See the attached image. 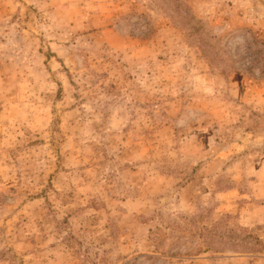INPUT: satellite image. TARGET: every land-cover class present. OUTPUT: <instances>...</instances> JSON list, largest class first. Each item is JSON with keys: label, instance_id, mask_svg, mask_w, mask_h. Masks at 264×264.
Masks as SVG:
<instances>
[{"label": "rangeland", "instance_id": "1", "mask_svg": "<svg viewBox=\"0 0 264 264\" xmlns=\"http://www.w3.org/2000/svg\"><path fill=\"white\" fill-rule=\"evenodd\" d=\"M0 264H264V0H0Z\"/></svg>", "mask_w": 264, "mask_h": 264}, {"label": "trees", "instance_id": "2", "mask_svg": "<svg viewBox=\"0 0 264 264\" xmlns=\"http://www.w3.org/2000/svg\"><path fill=\"white\" fill-rule=\"evenodd\" d=\"M221 51V50H220ZM222 52V51H221ZM209 54V53H208ZM221 54H225L224 52H222ZM209 56V55H208ZM214 56H218L217 54L216 55H214Z\"/></svg>", "mask_w": 264, "mask_h": 264}]
</instances>
